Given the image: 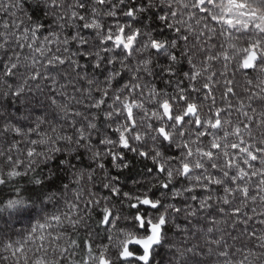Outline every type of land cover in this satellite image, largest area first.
Masks as SVG:
<instances>
[{
	"label": "clouds",
	"instance_id": "clouds-1",
	"mask_svg": "<svg viewBox=\"0 0 264 264\" xmlns=\"http://www.w3.org/2000/svg\"><path fill=\"white\" fill-rule=\"evenodd\" d=\"M0 264H264V0H0Z\"/></svg>",
	"mask_w": 264,
	"mask_h": 264
}]
</instances>
